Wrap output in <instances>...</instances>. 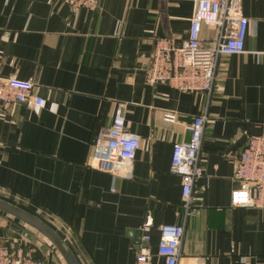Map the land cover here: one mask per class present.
<instances>
[{"label":"crops","instance_id":"obj_1","mask_svg":"<svg viewBox=\"0 0 264 264\" xmlns=\"http://www.w3.org/2000/svg\"><path fill=\"white\" fill-rule=\"evenodd\" d=\"M194 7L100 0L96 10L72 12L60 0H0V77L31 80L44 99L39 107L0 104V199L48 224L78 264H137L136 233L148 220L153 264L164 262L157 250L165 224L185 226L178 264H264V208L231 204L239 157L264 132V0H243L245 49L220 57L210 92L149 82L157 41L185 40ZM120 106L140 146L129 175L114 179L91 155ZM198 115L206 116L203 173L186 217L171 158ZM2 240L68 264L45 236L0 211Z\"/></svg>","mask_w":264,"mask_h":264},{"label":"built area","instance_id":"obj_2","mask_svg":"<svg viewBox=\"0 0 264 264\" xmlns=\"http://www.w3.org/2000/svg\"><path fill=\"white\" fill-rule=\"evenodd\" d=\"M72 12L81 9L96 10L100 0H60ZM243 0H195L188 36L180 43L159 39L147 68L149 82H165L185 92H210L215 84L216 70L223 54H240L245 49L249 20L243 15ZM212 34L204 37V28ZM13 102L39 107L42 96L33 93L31 80L0 77V104ZM175 115L166 119L175 120ZM206 116L198 115L187 125L190 138L173 146L171 171L181 176L183 204L189 215L192 193L202 175L200 149ZM140 146L137 135L128 131L124 109H116L110 127L101 130L91 155L95 168L112 175L114 179L129 175V163ZM233 179L239 187L231 193L234 207L264 208V132L249 137L237 162ZM152 221L141 227V242L137 264H153L150 248ZM160 242L157 253L163 264H178L184 238L183 224H165L159 228ZM0 264H47L37 257V248L18 243L11 247L0 241Z\"/></svg>","mask_w":264,"mask_h":264},{"label":"water","instance_id":"obj_3","mask_svg":"<svg viewBox=\"0 0 264 264\" xmlns=\"http://www.w3.org/2000/svg\"><path fill=\"white\" fill-rule=\"evenodd\" d=\"M0 211L24 222L45 236L65 258L68 264H78L77 260L67 247L65 241L40 218L3 199H0ZM136 234V242L140 243L142 232L139 231Z\"/></svg>","mask_w":264,"mask_h":264}]
</instances>
